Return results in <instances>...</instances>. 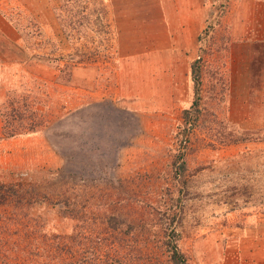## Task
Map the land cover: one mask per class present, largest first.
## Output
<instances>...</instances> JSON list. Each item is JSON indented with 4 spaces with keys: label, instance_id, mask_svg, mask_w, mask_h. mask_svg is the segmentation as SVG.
Returning <instances> with one entry per match:
<instances>
[{
    "label": "rangeland",
    "instance_id": "1",
    "mask_svg": "<svg viewBox=\"0 0 264 264\" xmlns=\"http://www.w3.org/2000/svg\"><path fill=\"white\" fill-rule=\"evenodd\" d=\"M149 3L0 0V264H248L264 215V90L247 81L262 77L248 66L264 56V0L208 1L192 57L193 31L174 27V69L159 15L165 68L137 69L136 113L119 47ZM104 102L122 110L112 145L79 142Z\"/></svg>",
    "mask_w": 264,
    "mask_h": 264
},
{
    "label": "crops",
    "instance_id": "2",
    "mask_svg": "<svg viewBox=\"0 0 264 264\" xmlns=\"http://www.w3.org/2000/svg\"><path fill=\"white\" fill-rule=\"evenodd\" d=\"M208 1L210 0H154V4L149 3V6L144 4L143 7H141L142 11L137 14V18L129 21L130 23L133 22L129 28L133 31V34L129 36L130 41L133 43L131 45H120L119 47V52L121 53L119 69L122 70V75L120 76V97L125 101L126 108L137 113V69L165 68V65H158L155 60V54L158 51V47L155 43L156 33H152V26L156 27L158 25L157 17L159 15L161 17L164 16V24L168 26L170 31L168 37L173 44L170 49L166 51V54L167 57L169 56L172 60L168 69H174V66L172 65L174 62V56L176 52L180 50V47L177 48L175 43L181 41V37L177 38V34L173 33V28L184 26L186 32H188L189 29L193 31V34L184 36V40L188 43L187 47H185V51H189L188 56L192 57L196 52V47L192 45V43L197 40L200 32L205 28ZM140 3L141 2H137V9L142 6ZM143 14L147 16L146 19L142 17L140 18V15ZM193 24L197 26V29L192 26ZM141 25L147 26L149 33L139 37V29H137V26L139 27ZM127 32L128 31L125 33ZM4 39L6 40L5 37ZM137 41L145 42L146 45L150 46L141 49V47H137ZM152 42L154 43V46H151ZM248 67L250 71L252 69L253 74L261 72L259 76H262L261 78L254 77L251 80L249 78V80L247 79L248 83L259 81V85L262 87V90H264V56H252ZM253 222L254 223H251L249 226V232H247L248 242H246V252L250 246L249 240L252 241V246L248 253L250 256L248 257V264H264V215L261 216L259 220H253Z\"/></svg>",
    "mask_w": 264,
    "mask_h": 264
},
{
    "label": "trees",
    "instance_id": "3",
    "mask_svg": "<svg viewBox=\"0 0 264 264\" xmlns=\"http://www.w3.org/2000/svg\"><path fill=\"white\" fill-rule=\"evenodd\" d=\"M99 105V104H98ZM102 107L103 109V115L102 116V120H96L94 121L93 120V123H89L88 121V126L91 127L92 129V139L91 141L88 139L89 136H90V133L84 129L83 130H80V133H79V138H78V141L81 142V143H90L92 145H98L97 143L99 144H103V143H106L107 146H111L112 145V140H111V137H112V134L114 133V130L113 131H110V129L108 128L109 127V123L114 121V118L115 120H117L119 118V113L122 112V110L112 104H109L107 102H104L102 103ZM110 114L112 115V117L109 119L110 117ZM117 114V115H116ZM106 118L107 121H104L103 118ZM65 119H68L65 118ZM89 127V128H90ZM32 130H35L34 128H31ZM55 144L56 145H61V143L65 142V143H69L67 142L68 140L65 139V140H61L57 137H52ZM63 141V142H62ZM73 157V156H72ZM78 157H75L73 158V160H77ZM79 159V158H78ZM72 160V158H71ZM69 163V162H68ZM76 172V171H74ZM6 260H7V257H6ZM7 263L9 264L8 260H7Z\"/></svg>",
    "mask_w": 264,
    "mask_h": 264
}]
</instances>
